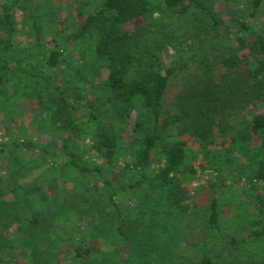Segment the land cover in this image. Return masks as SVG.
<instances>
[{
    "label": "trees",
    "instance_id": "obj_1",
    "mask_svg": "<svg viewBox=\"0 0 264 264\" xmlns=\"http://www.w3.org/2000/svg\"><path fill=\"white\" fill-rule=\"evenodd\" d=\"M17 1L1 0L4 16L0 15V85H6L16 74L22 73L37 78L54 94L47 110L55 132L48 148L39 145L43 150L41 156L54 160L52 168L67 167L82 177L101 179L109 186L108 199L122 217L115 200L118 192L128 186L139 187L144 182L158 184L167 192L171 204L180 205L185 192L184 179L197 174L195 161L200 157V169L211 168L217 172V181L211 182L212 189L217 185L225 186L228 179L249 182L255 192L252 202L256 212L248 224L247 242L264 240V112L242 120L240 127L227 123L229 117L249 105L264 106V34L258 26L241 23L243 30L254 38L236 36L238 45L235 46L230 41L226 43L218 30L220 25L230 27L231 23L220 20L202 0H162L166 8L177 14H186L189 8L197 7L213 23L209 30L212 58L200 62L203 70L200 78L178 89L170 101L172 81L189 62L182 66L163 65L152 50L163 49L166 38L170 41L166 33L164 39L144 34V30L150 31L145 22L153 10V0H99L93 11L85 14L80 10L79 16H86L85 21L66 36L63 47L55 45L51 49L43 63L45 69H40L36 63L30 64L14 46L13 10ZM262 1L253 0L252 16L257 14ZM127 24L135 25L134 29L126 28ZM85 41L91 45L90 58L78 66V61L70 62L64 52L70 43L78 49ZM63 66L67 73L70 71L69 77H61ZM101 68L108 70V78L96 85L93 75L99 73L93 71ZM75 75L74 80L71 76ZM91 92L94 99L89 97ZM72 94L78 104L71 100ZM81 107L87 109L78 114ZM106 113H113L116 121L126 125L134 118L131 142H125L119 126L109 121ZM85 138L91 139L89 150L103 158L106 166L90 165L81 157L77 140ZM37 143L14 142L15 153L10 156L17 167L14 174L17 171L16 175L26 176L27 164L21 161L18 151ZM190 143L197 145L198 150L193 151ZM120 151L128 157L125 168L139 171L141 179L134 184L122 183L119 177L123 173L120 172L116 179L119 186L113 187L110 170L117 166ZM154 164L158 169L152 171ZM11 181L5 185L7 181L0 179V231L4 233L0 241V264L14 260L13 250L18 246L19 237L29 235L35 247L39 224L48 226L39 205L46 198L45 191L37 187V183L31 182L25 187L20 181L15 184ZM22 190L26 193L23 199L38 195L39 204L32 208L24 205L25 201L20 204ZM56 190L61 195L66 192L61 188ZM89 190L92 189L89 187ZM56 204L60 208L61 204ZM69 207L67 204L66 209ZM67 211L73 212L72 209ZM208 217V225L224 237L216 198L211 200ZM125 224L126 220L119 227L122 234ZM58 234L54 232V236ZM230 240L235 243L237 238L232 236ZM86 241L84 236L79 237L76 257H83L84 252L92 250V246L86 249ZM202 264H211V261L205 258Z\"/></svg>",
    "mask_w": 264,
    "mask_h": 264
},
{
    "label": "rangeland",
    "instance_id": "obj_2",
    "mask_svg": "<svg viewBox=\"0 0 264 264\" xmlns=\"http://www.w3.org/2000/svg\"><path fill=\"white\" fill-rule=\"evenodd\" d=\"M202 1L220 20L231 23L230 27L220 25L218 29L228 41L226 43L230 41L237 46L236 36L239 35L254 38L249 31L243 30L241 23L256 25L264 34V0L255 16L251 14L253 0ZM98 4L99 0H18L13 10L14 46L30 64L36 63L37 67L45 69L43 63L47 61L51 49L55 45L63 47L66 36L85 21L86 16H79L80 10L87 14ZM153 5L155 7L145 22L150 31L144 30V34L164 39L166 33L170 41L166 38L163 49L152 50L163 65L182 66L189 62L172 81L168 95L171 101L178 89L182 90L191 81L200 78L203 71L200 62L212 58V34L209 30L213 23L197 7L189 8L186 14H177L166 8L162 0H153ZM0 15L4 16L1 0ZM134 26L127 24L126 28L133 30ZM148 45L151 47L153 43ZM90 46L85 41L75 49L72 42L64 55L70 62L78 61V66H81L90 58ZM65 67L60 72L61 77L71 74L65 71ZM93 72L99 73L93 75L96 85L108 78L106 68ZM71 78L75 80L76 75ZM57 80L61 83L60 78ZM89 97L95 98L93 92ZM52 98L54 94L44 83L22 73L16 74L6 85H0V179L7 181L5 185L11 180L13 184L20 181L25 187L31 182L37 183V187L45 191L46 198L40 204L37 203L38 195H28L23 199L26 193L22 190L21 201L18 202L25 201L24 205L29 208L41 205L48 223V226L41 223L36 229L35 247H32L29 235L18 238V246L13 250L14 260L9 264H202L205 258H209L211 264L264 262V240L247 242L250 234L248 224L256 212L252 202L254 191L249 182L246 179H228L225 186L217 185L212 189L211 182L217 181V172L211 168L200 169V157L195 161L197 174L184 179L185 192L180 205L171 204L167 192L158 184L144 182L139 187L128 186L118 192L115 200L122 217L108 199L109 186L101 179L82 177L67 167L52 168L54 160L42 157L43 150L39 147L44 145L48 148L51 135L55 132L47 110ZM71 100L75 101L73 94ZM86 109L81 107L77 113L81 114ZM257 112H264V106L249 105L241 113L229 117L227 123L240 127L242 120H248ZM105 117L117 123L125 142H131L134 118L126 125L116 121L113 113H106ZM16 141L38 142L36 146H25L18 151L21 161L27 164L26 176L16 175L17 171L13 173L17 167L10 156L15 153ZM191 143V149L197 151L198 146ZM90 144V138L77 140L76 147L81 157L90 165L106 166L103 158L89 150ZM118 155L117 166L110 170L113 187L119 186L116 179L120 172L123 173L119 177L122 183L134 184L140 180L139 171L125 168L128 159L125 153L120 151ZM233 163L237 162L233 160ZM156 169L158 165H152L151 170ZM56 188L65 190V194L61 195ZM213 198L218 200L224 237L208 225L209 206ZM56 203L61 204L60 208ZM67 204L72 207L67 208L72 209L71 214L66 209ZM123 219L126 224L122 234L119 227L123 225ZM55 231L59 232L57 236H54ZM80 236L87 240L86 249L92 246V250L78 258L75 250ZM232 236L237 238L235 243L230 240ZM3 237L4 233L0 231V241Z\"/></svg>",
    "mask_w": 264,
    "mask_h": 264
}]
</instances>
